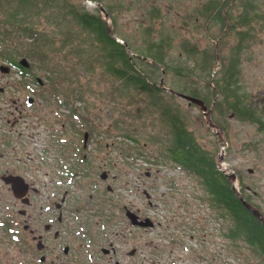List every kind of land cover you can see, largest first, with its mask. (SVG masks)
<instances>
[{
  "label": "trees",
  "instance_id": "16d2710c",
  "mask_svg": "<svg viewBox=\"0 0 264 264\" xmlns=\"http://www.w3.org/2000/svg\"><path fill=\"white\" fill-rule=\"evenodd\" d=\"M90 1L103 5L116 37L109 33L101 9L96 7L92 11L83 1L0 0V58L16 67L20 74L31 72L19 63L21 56L30 60L31 68L40 64L46 69L50 66L51 53L56 57L66 55L75 60L73 68L83 63L90 75L96 73L95 64L98 62L102 73L114 78L118 90L122 88L130 92L132 100L143 93L173 133L164 148L167 161L196 177L203 189L204 202L212 209L216 219L225 222V236L232 245L241 247L239 244L242 242L259 258V264H264L263 222L246 207L234 191L228 174L219 168L217 149L206 148L188 127L183 109L171 102L176 94L169 90L202 98L212 107V120L224 132L229 116L254 124L259 131H264V109L259 111L253 105L250 92L241 81V54L252 44L256 28L264 26V0H197L194 7L187 9L183 23L205 30L217 24L224 31L223 37L216 45L211 43L202 49L196 42L183 37L179 44L180 56H174L175 37L179 36V29L162 23L155 30L154 21L164 16L159 4L161 0L151 3L148 24H141L144 44H137L135 38L119 27L115 16L119 6L114 8L102 0ZM165 1L173 8L183 2ZM42 19L57 28H42ZM62 27H67V30L62 32ZM13 36L19 38V44L14 42ZM118 36L128 44L130 51L124 42L117 39ZM228 36L235 37L237 42L228 55L221 53L219 56L218 46L222 49ZM66 47L68 54L61 50ZM218 63L220 67L216 69ZM163 69L164 85L169 89L161 87L158 80L157 71L163 72ZM61 76L63 84L73 83L65 75ZM47 79L49 82L52 80L49 75ZM201 81L205 82L209 92L206 96L200 95L198 85ZM54 88L58 90V87ZM66 88L67 95L72 96L81 90L77 86ZM144 109L136 114L140 116ZM249 144L257 147L254 141ZM237 173V187L241 195L264 214L255 199L259 192L244 180L241 170Z\"/></svg>",
  "mask_w": 264,
  "mask_h": 264
},
{
  "label": "rangeland",
  "instance_id": "374dc122",
  "mask_svg": "<svg viewBox=\"0 0 264 264\" xmlns=\"http://www.w3.org/2000/svg\"><path fill=\"white\" fill-rule=\"evenodd\" d=\"M74 1H83L92 11L98 7L93 3L89 4L86 0ZM102 1L114 8L116 5L119 6L115 13L119 27L135 38L137 44H144L141 24H148V9L151 3H156V0ZM196 2L197 0H183L174 8L165 0L159 3L164 16L154 21L155 30H158L162 23L179 29V36L175 37L174 56H180L179 44L183 37L196 42L201 49L211 43L216 45L223 37L224 31L220 30L217 24L210 30H205L183 23L187 9L194 7ZM41 27L57 28L56 25L43 19ZM61 30L65 32L67 27H62ZM255 32L252 44L241 54V81L245 89L250 92L253 105L262 111L264 109V26L257 27ZM63 35L65 37V33ZM120 38L118 36L117 39L122 40ZM13 40L20 43L16 36H13ZM236 42L235 37H226L222 49L218 46L219 56L221 53L228 55ZM61 50L68 54V47ZM51 56L50 68L45 69L40 64L30 68L33 74L46 82L43 86H39L34 80L35 91L29 95L35 99L36 105L43 101L47 110L57 108L64 115H69L66 111L70 106L79 107L78 112H81L82 118L77 122L81 124L83 130L90 128L93 131L92 145L97 142V138L102 139L97 146L99 159L105 155H112L118 159L126 157L125 155H130L129 157L143 155L152 162V167L149 168L153 174L152 178L145 172L139 174L132 172L131 175L133 185H137L130 193L135 194L137 199L133 197L134 195L132 198L136 202L144 201L148 204V198L143 196L141 191V184L144 181V186L151 193L153 202L151 206L147 205L146 214H151L150 216L159 221L154 229L148 231L147 245L142 246L140 248L142 251L136 256L137 264H259V258L242 242L239 244L241 247L234 246L225 236V222L216 219L212 209L204 202L203 189L198 185L196 177L188 174L177 164L167 161V152L164 148L173 133L167 121L161 119L158 109L147 102V97L140 93V97L136 95L132 100L130 92H125L122 88L118 90L114 78L102 73L98 62L95 64L96 73L90 75L83 67V63L73 68L75 60L69 56L59 54L56 57L52 53ZM1 64L11 66L2 58H0ZM219 67L218 63L215 68ZM14 71L12 67L7 77L9 80L20 79ZM3 74L0 70V79L5 76ZM161 74V70L157 71L159 82ZM48 75L52 78L50 82L47 79ZM61 75H65L66 79H71L73 83L63 84ZM66 86H77L81 90L79 89L76 95H67ZM175 86L178 88V84ZM54 87H58V90ZM198 87L201 89V96L208 95L205 82L201 81ZM16 89L18 90L17 86H10L7 94L14 97L18 92ZM20 92L24 93L23 90ZM7 94L6 104L12 98ZM130 99L133 102H129ZM171 102L183 109L188 127L196 133L206 148H216L217 155L223 151L225 161L223 166H229L236 175H238L237 170H241L244 180L255 186L259 192L255 195V199L264 211V131H259L254 124L229 116L227 130L224 132V149H222L214 128L208 125L205 113L199 105L178 95H175ZM142 108L144 111L138 116L136 112ZM28 113L40 119L42 117L41 112L27 111ZM61 122H63L61 119L56 120L54 127L59 129ZM106 141L110 144L109 149L105 148ZM252 141L256 142V148L249 144ZM104 160L119 172V167L114 164L115 160L110 156ZM122 169H128V166L125 165ZM156 175L155 184H152ZM236 185H239L238 176ZM10 199L9 191L5 188L0 191V221L12 216ZM22 254L24 253L14 244L6 228L0 224V264H21Z\"/></svg>",
  "mask_w": 264,
  "mask_h": 264
},
{
  "label": "flooded vegetation",
  "instance_id": "af4514ba",
  "mask_svg": "<svg viewBox=\"0 0 264 264\" xmlns=\"http://www.w3.org/2000/svg\"><path fill=\"white\" fill-rule=\"evenodd\" d=\"M8 66L0 79V191L10 193L12 216L0 224L25 254L21 264H137L148 231L159 221L146 214L153 202L144 181L141 191L148 204L130 194L137 187L130 176L133 163L109 155L119 167L116 172L104 160L108 155L99 159L102 139L92 145L93 131L77 122L82 118L79 107L68 106L69 115H64L57 108L47 110L43 101L37 106L29 95L35 91L34 80L39 86L46 82L32 72L20 74L16 67L20 79L9 80ZM10 86L18 87L14 97L7 94ZM6 94L12 97L8 104ZM27 111L41 112L43 121ZM104 144L109 149V142ZM125 165L128 169H122ZM2 175L15 177L13 184ZM128 212L155 224H133Z\"/></svg>",
  "mask_w": 264,
  "mask_h": 264
},
{
  "label": "water",
  "instance_id": "95a60500",
  "mask_svg": "<svg viewBox=\"0 0 264 264\" xmlns=\"http://www.w3.org/2000/svg\"><path fill=\"white\" fill-rule=\"evenodd\" d=\"M90 3H94L95 5H97L102 13L104 14V19H105V22H106V25H107V29L109 31V33L111 35H113L114 37H116L114 34H113V30L112 28L110 27L109 25V17H108V14L106 13L103 5L97 1H90V0H86ZM122 42H124L123 40H120ZM126 44V42H124ZM127 46V49L128 51H130V48L128 46V44H126ZM19 63L24 66V67H31V63L30 61L28 60L27 57H22L19 59ZM10 69V67L6 64H1L0 65V70L3 72V73H6L8 72ZM37 80L39 82H43L42 78L38 77ZM160 86L165 88V89H169L167 87H165L164 85V69H163V72H162V76H161V79H160ZM172 93H175L176 95L178 96H181L185 99H187L189 102L191 103H195L197 105H199L201 107V109L203 110V112L205 113V116H206V120L208 122V125L211 127V128H214L217 136H218V139H219V142H220V145L222 146V149H224V130L223 128L216 124L212 118H211V113H212V107H209L202 98H199V97H195L193 95H190V94H186V93H182V92H177V91H173L171 89H169ZM87 134V133H86ZM86 134H85V138H86ZM224 161V154H223V151H221V154L219 155V159H218V164L221 166L222 163ZM227 173H228V178L229 180L231 181L232 183V187L234 189V191L236 192V194L240 197V199L242 200V202L246 205V207L252 211L254 213L255 216H257L264 224V214L263 212L256 206H254L253 204H251L250 202L246 201L244 199V197L241 195L239 189L236 187V184H235V181H236V173L234 171H232L230 168H227ZM2 178L4 179V181L6 183H11L13 184L14 182V179L15 177H13L12 175H2ZM133 213V212H132ZM128 217L130 218V220L132 221L133 224H137V225H145V226H149V225H152V221L149 219V218H145V220H142V221H139L137 219V215L136 214H131V213H127Z\"/></svg>",
  "mask_w": 264,
  "mask_h": 264
},
{
  "label": "built area",
  "instance_id": "2783aa9c",
  "mask_svg": "<svg viewBox=\"0 0 264 264\" xmlns=\"http://www.w3.org/2000/svg\"><path fill=\"white\" fill-rule=\"evenodd\" d=\"M132 163H133L132 164V172H134L135 174H139L140 172H143L144 170H147V169L152 167V162L149 159H147L146 157H144L143 155H141L139 157L138 156L134 157L132 160ZM224 164H225V161H223L222 165L221 166L219 165V167L221 169H223V170L225 169L227 171L228 167L227 166L223 167ZM175 169L179 170V168H175ZM180 174L183 175L182 173H180ZM137 179L139 180V177H137ZM170 189H172V187H170ZM149 215H151V214H149Z\"/></svg>",
  "mask_w": 264,
  "mask_h": 264
},
{
  "label": "bare ground",
  "instance_id": "6f19581e",
  "mask_svg": "<svg viewBox=\"0 0 264 264\" xmlns=\"http://www.w3.org/2000/svg\"><path fill=\"white\" fill-rule=\"evenodd\" d=\"M89 4H92V3L89 2ZM93 4H94V3H93ZM223 167H225V166H223Z\"/></svg>",
  "mask_w": 264,
  "mask_h": 264
}]
</instances>
